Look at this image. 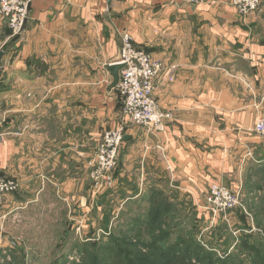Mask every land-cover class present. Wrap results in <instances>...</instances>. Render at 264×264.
Listing matches in <instances>:
<instances>
[{"label": "crops", "instance_id": "crops-1", "mask_svg": "<svg viewBox=\"0 0 264 264\" xmlns=\"http://www.w3.org/2000/svg\"><path fill=\"white\" fill-rule=\"evenodd\" d=\"M28 6L18 36L0 19V162L18 184L5 196L4 212L81 200L88 161L103 134L122 123V100L107 67L119 60L124 31L161 64L153 96L172 119L162 132L127 127L116 169L121 163L163 176L174 196L202 208L212 183L234 190L245 163L261 156L255 164L263 165L264 140L252 128L264 113V49L248 38L231 0H29Z\"/></svg>", "mask_w": 264, "mask_h": 264}, {"label": "rangeland", "instance_id": "rangeland-1", "mask_svg": "<svg viewBox=\"0 0 264 264\" xmlns=\"http://www.w3.org/2000/svg\"><path fill=\"white\" fill-rule=\"evenodd\" d=\"M237 16L248 38L264 49V0L252 14ZM121 118L127 130L131 125ZM255 162L244 164L241 184L232 190L240 195L237 205L215 212L205 204L190 206L166 189L163 176L145 170L119 163L99 188L88 170L81 200L69 207L56 200L4 212L0 264H167L176 258L188 264H264V163Z\"/></svg>", "mask_w": 264, "mask_h": 264}, {"label": "built area", "instance_id": "built-area-1", "mask_svg": "<svg viewBox=\"0 0 264 264\" xmlns=\"http://www.w3.org/2000/svg\"><path fill=\"white\" fill-rule=\"evenodd\" d=\"M190 5H199L204 0H179ZM29 0H0V19L10 30L11 37L20 35L25 19ZM259 0H231L232 7L240 17L252 14L258 7ZM121 49L117 64L123 66L119 72L116 85L122 100L121 115L131 126L145 127L153 132H162L165 122L172 119V115L160 109L154 99V81L162 71L161 64L148 53L135 47L130 32L120 34ZM1 69V65H0ZM0 120V129H1ZM126 127L122 124L113 130L106 131L100 145L88 163L89 176L94 186L99 188L101 182L111 181L120 149L124 142ZM252 132L264 140V117L255 121ZM2 133L0 132V142ZM18 189V184L3 175L0 162V230L3 228L4 198ZM239 193L234 192L220 183H212L206 196V205L211 211H226L235 207L239 200Z\"/></svg>", "mask_w": 264, "mask_h": 264}, {"label": "water", "instance_id": "water-1", "mask_svg": "<svg viewBox=\"0 0 264 264\" xmlns=\"http://www.w3.org/2000/svg\"><path fill=\"white\" fill-rule=\"evenodd\" d=\"M112 0H107V4L110 5ZM29 12V6L27 7V15ZM27 23V19H25L24 23H23V27L22 30L24 29V27L26 26ZM123 66L120 64H114L112 66H108V72L109 74L112 76L113 78V83H112V87L116 86L118 83V79H119V72L122 70ZM126 139V137H125Z\"/></svg>", "mask_w": 264, "mask_h": 264}, {"label": "trees", "instance_id": "trees-1", "mask_svg": "<svg viewBox=\"0 0 264 264\" xmlns=\"http://www.w3.org/2000/svg\"><path fill=\"white\" fill-rule=\"evenodd\" d=\"M167 264H188V263H186L185 258H179V259L176 258L174 261L169 262Z\"/></svg>", "mask_w": 264, "mask_h": 264}]
</instances>
